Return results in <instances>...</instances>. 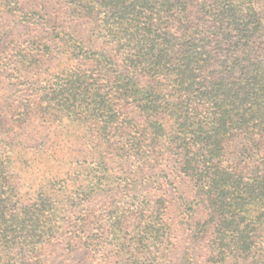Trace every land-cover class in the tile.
<instances>
[{"label":"trees","instance_id":"1","mask_svg":"<svg viewBox=\"0 0 264 264\" xmlns=\"http://www.w3.org/2000/svg\"><path fill=\"white\" fill-rule=\"evenodd\" d=\"M179 261L264 264V0H0V264Z\"/></svg>","mask_w":264,"mask_h":264},{"label":"rangeland","instance_id":"2","mask_svg":"<svg viewBox=\"0 0 264 264\" xmlns=\"http://www.w3.org/2000/svg\"><path fill=\"white\" fill-rule=\"evenodd\" d=\"M238 145H239V144H238V142H237L236 140H230V141H228L227 146H226V148H227V152L230 153V152H231L233 149H235ZM178 264H184V263H182L181 261H179Z\"/></svg>","mask_w":264,"mask_h":264}]
</instances>
